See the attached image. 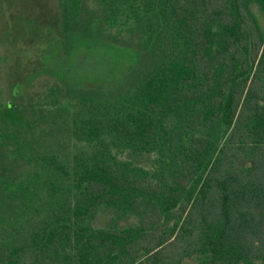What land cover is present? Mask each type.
Instances as JSON below:
<instances>
[{
    "label": "trees",
    "instance_id": "16d2710c",
    "mask_svg": "<svg viewBox=\"0 0 264 264\" xmlns=\"http://www.w3.org/2000/svg\"><path fill=\"white\" fill-rule=\"evenodd\" d=\"M59 1L12 42L0 264H264V0Z\"/></svg>",
    "mask_w": 264,
    "mask_h": 264
},
{
    "label": "rangeland",
    "instance_id": "374dc122",
    "mask_svg": "<svg viewBox=\"0 0 264 264\" xmlns=\"http://www.w3.org/2000/svg\"><path fill=\"white\" fill-rule=\"evenodd\" d=\"M1 4L5 10H0V100L2 103L7 104V102L14 100L12 94L14 78L10 70V64L13 62L12 55L17 51L19 59L22 58L24 61L27 58H31L28 44L21 48H13L12 42L14 40L26 41L23 33L28 32L31 28H38L39 31L44 30V28L47 29L50 25L44 27V22L58 24L62 11L60 10L61 3L59 0H0V6ZM10 17H12L11 20H9ZM22 30L24 31L22 32ZM33 31L37 33L36 30ZM52 85L53 81L51 78L46 79L44 77L37 82L31 94L33 106H47L50 101L49 96ZM16 88H18V91L22 89L21 85H16ZM24 92L25 88L20 93L23 94ZM31 119L33 118L31 117ZM54 127V125L49 123V125L38 124L36 128L39 135L44 139L60 144L68 143L74 149V142L68 140L65 133L59 132ZM141 162L149 165L150 158L144 157ZM110 218L111 216L109 215H101L96 222V226L107 225L110 222ZM187 264H196V261L190 260Z\"/></svg>",
    "mask_w": 264,
    "mask_h": 264
}]
</instances>
